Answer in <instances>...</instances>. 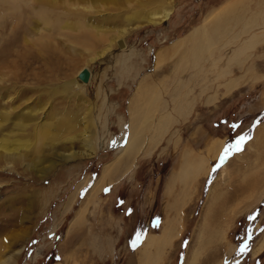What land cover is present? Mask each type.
<instances>
[{
  "label": "rangeland",
  "instance_id": "1",
  "mask_svg": "<svg viewBox=\"0 0 264 264\" xmlns=\"http://www.w3.org/2000/svg\"><path fill=\"white\" fill-rule=\"evenodd\" d=\"M170 4L122 47L111 41L124 24L81 16L125 2L0 0V264H189L204 236V260L217 253L203 264H264V0ZM216 138L208 173L168 192ZM208 212L226 218L218 245ZM169 219L172 244L142 249Z\"/></svg>",
  "mask_w": 264,
  "mask_h": 264
},
{
  "label": "bare ground",
  "instance_id": "2",
  "mask_svg": "<svg viewBox=\"0 0 264 264\" xmlns=\"http://www.w3.org/2000/svg\"><path fill=\"white\" fill-rule=\"evenodd\" d=\"M74 1L76 3L77 2H79V3L80 2L91 3V2H101V1L125 2V4H126L125 9L123 8V11H121V10L118 11L117 14H115V16H112V14H111V15H108L107 17H105V15H104L103 18H101V17L97 18V17H95V15H90V13L94 14L95 12H91L92 10H91V7H89V6L85 7V9L88 10L87 14L90 17L88 15H86V17L81 16L82 20H85V21L90 22V23L92 21V22L96 23L98 26H102V27H106V28H109L107 25H110L111 23L119 22L120 24H124L123 27L120 26V28L118 27V29H113L115 31V35H114L115 38H113L111 41V44H113V45H115L119 41H121V38L124 37L133 28L132 26L135 27L136 25L139 26L142 24H153V23H160V22L166 21L170 17V15L172 13V9H173V5L170 4V0H74ZM89 10H91V11L89 12ZM80 15H79V17H80ZM117 24H116V26H117ZM113 25L111 24V27ZM202 32H203V29L200 27L197 29V31L194 35H196L198 33L200 34ZM194 35H192V36H194ZM183 42H185V41H177V42L174 41L173 45L171 46L170 55H171V53H176V51H178V44H182ZM168 54H169L168 49L159 51L157 53L156 58H157L158 66L161 62L165 61ZM133 101H134V99H131V101H130L131 105H132ZM65 126H63V127H65ZM131 140H133V136L131 139H129L130 142H131ZM225 142H226V139L216 138L208 146V150H207L206 155L203 156V154H201V155L191 156L188 158L189 160L185 159L184 163H182L179 166L180 169L177 171V173L173 174V176L170 177V181L168 182V192L173 190L174 182L176 180L179 181V178L182 176H184V179H185V177H186V179L190 178L191 179L190 181L193 180V182H194L198 177H201L202 175L207 174L211 168L210 161H212L218 157V155L220 154V152L222 151V149L225 145ZM86 149L93 152L95 150V147H92L91 145H87ZM117 165H119V164L114 163L111 165L104 166L103 171H102V175H101L100 179L98 180V183H96V184L100 183L99 187L102 188V186L108 185V184L112 183V181H115L118 178V176H116V174H115L117 171L116 167H118ZM128 167H130V166H128ZM190 181L186 185L187 189L185 190V194H184L185 195V200H184L185 202H187L188 199L190 198V193H188V192L191 190V187H192L191 185L193 183V182L190 183ZM192 191L194 192V188L192 189ZM218 194H220V193H218ZM218 194H216V195H218ZM220 196H221V194H220ZM214 197L216 198V196H214ZM222 199H224V201H227L228 198L224 196V198H222ZM216 200H218V199L216 198L215 201ZM221 202H222L221 204H223L222 200H221ZM209 212H211V210ZM213 212H211V213H213ZM211 213L207 214L209 219L206 220L207 222L205 223V227L203 228L204 232L206 231L205 234L208 233L207 230H209V228L212 224L214 225V227H215V225H218V224H216V221L214 219L216 217V215L215 214L211 215ZM211 219H214V220L211 221ZM177 222L178 221L175 222L176 226L174 224L173 219H171V220L169 219L168 221L164 222V225H163V228L161 231L162 233L159 235L149 234L148 232H146L144 237H143V243H142V245L145 248H142V249H146V248L148 249L150 247L153 248V246H158L159 250H160L162 245L164 246V245L169 244V243L172 244V240L178 234ZM220 222H223V221H220ZM220 222H219V225L217 226V229L212 234L210 233L211 235L209 237V239L210 238L213 239L214 243H217L216 245H218L219 244L218 242L223 238L222 236L225 233L224 228L227 226L225 223L226 218H225V222H223V223H220ZM204 239H205V236L200 238V241L198 242L199 246H197V248L194 249L193 256H192V259L189 260V264H203V263H206L207 261H209L211 257H214V258L216 257L215 254L217 252L214 254V256L210 255V256H208V258H206L204 260L203 251L205 250V247L203 245L204 242L203 243L201 242ZM200 243H202V244L200 245ZM263 247H264V240L262 241L261 245L259 246V249H261ZM157 251H158V249H157ZM145 253H146V251H145ZM142 254H144V252H142ZM153 255L157 256L154 253H153ZM215 264H220V263L217 262Z\"/></svg>",
  "mask_w": 264,
  "mask_h": 264
},
{
  "label": "trees",
  "instance_id": "3",
  "mask_svg": "<svg viewBox=\"0 0 264 264\" xmlns=\"http://www.w3.org/2000/svg\"><path fill=\"white\" fill-rule=\"evenodd\" d=\"M264 115V113L262 114V116ZM227 144L228 143H226V147H227ZM224 160V157L222 156V158L220 159V161L219 162H221V161H223ZM218 167V164H215V166H214V168H217Z\"/></svg>",
  "mask_w": 264,
  "mask_h": 264
},
{
  "label": "snow or ice",
  "instance_id": "4",
  "mask_svg": "<svg viewBox=\"0 0 264 264\" xmlns=\"http://www.w3.org/2000/svg\"><path fill=\"white\" fill-rule=\"evenodd\" d=\"M240 139V142H242L243 141V137H241V138H239ZM240 149H239V146L237 145V151H239Z\"/></svg>",
  "mask_w": 264,
  "mask_h": 264
},
{
  "label": "water",
  "instance_id": "5",
  "mask_svg": "<svg viewBox=\"0 0 264 264\" xmlns=\"http://www.w3.org/2000/svg\"><path fill=\"white\" fill-rule=\"evenodd\" d=\"M119 43H120V45H122V46H124V44H125L123 40L119 41Z\"/></svg>",
  "mask_w": 264,
  "mask_h": 264
}]
</instances>
